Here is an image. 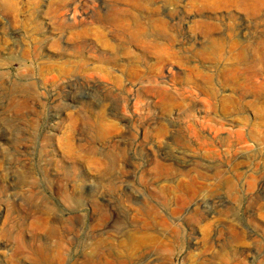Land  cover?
<instances>
[{"label":"rangeland","instance_id":"1","mask_svg":"<svg viewBox=\"0 0 264 264\" xmlns=\"http://www.w3.org/2000/svg\"><path fill=\"white\" fill-rule=\"evenodd\" d=\"M138 1L0 0V264H264V0Z\"/></svg>","mask_w":264,"mask_h":264},{"label":"bare ground","instance_id":"2","mask_svg":"<svg viewBox=\"0 0 264 264\" xmlns=\"http://www.w3.org/2000/svg\"><path fill=\"white\" fill-rule=\"evenodd\" d=\"M201 3H202V5L203 6H210V7H212L213 9H218V8H220V9H222V7H224L225 8V6H232V5H235L236 3H245V7H246V9L247 8H250L251 7V5H253L252 4V2L253 3H255V2H262L263 3V0H199ZM252 1V2H251ZM119 2H124V3H126V4H128V5H133V4H135V5H140V2L138 1V0H119ZM143 2V1H142ZM200 3V4H201ZM142 4H144V6H145V3H142ZM141 4V5H142ZM256 4V3H255ZM134 6V5H133ZM148 6V5H147ZM256 7V6H255ZM97 8V7H96ZM148 8V7H147ZM255 9V8H254ZM98 10V9H97ZM247 11H249V10H247ZM251 11H252V9H251ZM100 12V11H99ZM55 14V13H54ZM115 17V16H114ZM59 18V17H58ZM115 20V19H114ZM113 19H112V21H114ZM152 20V19H151ZM151 20H150V23H153V22H151ZM60 21V20H59ZM116 21V20H115ZM117 21H119V20H117ZM134 21V20H133ZM136 21V20H135ZM61 22V21H60ZM201 22H202V20H201ZM200 22V25L199 26H197L196 25V28H199V31H202V33H206V34H208V35H211V33L212 32H214V31H217L218 29H220L219 28V26L217 25V24H214V23H206V20L204 21L203 20V22L201 23ZM117 24L119 23V22H116ZM115 23V24H116ZM123 23V22H122ZM131 23V22H130ZM134 23V22H133ZM140 23V22H139ZM199 23V22H198ZM136 24V23H135ZM149 24V23H148ZM161 24V23H160ZM111 25H113V24H111ZM139 26H140V24H138ZM150 25H152V24H150ZM118 26H120V25H118ZM138 26V27H139ZM141 26H143L142 24H141ZM134 27V26H133ZM152 27V26H151ZM157 27V26H156ZM155 27V28H156ZM160 27H162V26H160ZM116 28V27H115ZM121 28H122V25H121ZM132 28V27H131ZM140 28H142V27H140ZM145 28V27H144ZM118 29H120V28H118ZM133 29V28H132ZM154 29V28H153ZM121 30V29H120ZM129 30H130V28H129ZM140 30V29H139ZM144 30V29H143ZM163 30V29H162ZM198 30V29H197ZM131 31V30H130ZM133 31V30H132ZM134 33V32H133ZM132 33V35H133V37L135 38V35H136V33L135 34H133ZM130 34V33H129ZM130 36V35H129ZM131 37V36H130ZM137 37V36H136ZM129 39V38H128ZM136 39V38H135ZM5 40V39H4ZM212 41L213 40H215L214 38L213 39H211ZM34 43H35V41H33ZM215 42V41H214ZM1 46V45H0ZM1 48V47H0ZM64 63V62H63ZM72 63V62H71ZM76 64V63H75ZM57 66V65H56ZM65 67V66H64ZM69 67V66H68ZM58 68V67H57ZM62 74V73H64V72H60L59 70H58V75L60 76V74ZM54 77V76H53ZM16 90V89H15ZM101 214V213H100ZM107 214V213H106ZM101 216H102V214H101ZM105 216V215H104ZM97 217H99V216H97ZM100 218V217H99ZM98 218V219H99ZM107 234V233H106ZM103 235H105V234H103ZM103 242V243H102ZM104 245V246H103ZM100 246L102 247L103 246V252L102 253H98L96 256H94V255H91V256H86L85 258H84V261H83V263H81V264H112L114 261H118L117 259H115L114 257L115 256H113V257H111V252L109 251H104L106 248H108L107 246H109L108 244H107V242L105 241V240H102V241H100ZM101 247H99V249L101 248ZM209 247V246H208ZM208 247H206V248H208ZM210 248H211V245H210ZM102 249H100V250H102ZM109 249V248H108ZM107 249V250H108ZM106 254V255H105ZM48 256H50V254L48 253L47 254ZM52 255V254H51ZM45 256V249L44 248H41V251H40V255H39V259H42L43 257ZM52 257V256H51ZM109 257H111V258H109ZM214 257V256H213ZM45 258V257H44ZM43 258V259H44ZM45 260V259H44ZM49 260V259H48ZM53 260H54V258H53ZM46 262V261H45ZM207 262V258L206 257H202V261H200V262H198L197 264H205V263ZM206 264H208V263H206ZM236 264H240V262H237Z\"/></svg>","mask_w":264,"mask_h":264}]
</instances>
